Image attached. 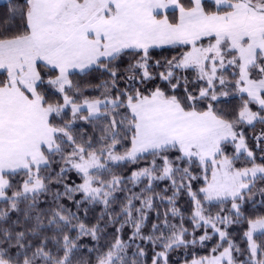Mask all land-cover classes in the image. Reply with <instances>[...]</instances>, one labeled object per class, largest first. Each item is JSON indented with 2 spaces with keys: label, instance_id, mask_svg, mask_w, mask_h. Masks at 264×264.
<instances>
[{
  "label": "snow or ice",
  "instance_id": "6c2138e0",
  "mask_svg": "<svg viewBox=\"0 0 264 264\" xmlns=\"http://www.w3.org/2000/svg\"><path fill=\"white\" fill-rule=\"evenodd\" d=\"M165 46L180 51L153 64L151 50ZM92 73L106 79L90 97L73 77ZM230 95L239 100L231 115L218 106ZM257 123L264 0H8L0 11V264H73L85 237L94 264H147L146 246L151 264H169L170 253L217 237L208 254L193 251L183 264H264V130L253 136L259 157L245 132ZM142 160L130 176L113 171ZM71 172L79 183H68ZM184 193L187 217L177 206ZM245 221L241 249L229 230ZM109 227L115 234L101 244Z\"/></svg>",
  "mask_w": 264,
  "mask_h": 264
},
{
  "label": "trees",
  "instance_id": "16d2710c",
  "mask_svg": "<svg viewBox=\"0 0 264 264\" xmlns=\"http://www.w3.org/2000/svg\"><path fill=\"white\" fill-rule=\"evenodd\" d=\"M8 3V0L0 3V11H3L4 6H6ZM173 13L170 11L169 12V16L170 18L172 17ZM152 54H153V59H152V63L154 64L156 60H160L162 63L166 60V59H170L173 55H176L178 51H180V49L177 48H171V47H162V48H158V49H153L151 50ZM131 59L130 56H125L120 64V69L121 72H123V69L127 66V63L129 62V60ZM162 69H153L154 72H159ZM189 77H191L193 74L191 72L186 73ZM183 75V74H180ZM102 79H106V77H102L99 73H92L91 75L87 76V77H81V76H74L73 80L74 81H78L81 85L82 88H85V95L88 96H99L100 95V91H95L94 86L96 84H98L100 82V80ZM122 86V85H121ZM191 87V86H190ZM198 90V87H197ZM179 94H183V89H180ZM222 100H228V103L226 104H221L218 105L219 107H223L228 113L229 115H231L234 110H236L238 108L239 105V100L237 98H235L234 96H229L227 98L222 97ZM253 110H256V106L253 105L252 106ZM81 124L83 122H80ZM85 127L88 129L89 132H91V125H85ZM262 130H264V125H261L259 123L255 124V127H245V132L246 135L248 137V144L250 148L256 149V144L255 141L253 139L254 133L255 134H259ZM122 151V149H121ZM229 154L232 153V148L229 146L228 148ZM256 155L257 157H259L260 153L259 150L256 149ZM151 158L149 157V160ZM257 162H260L259 159ZM147 161H140L138 164H126L123 165L121 167H114L113 171L118 174V175H123L125 177L130 176L131 171L133 169L136 168H140V167H144L146 165ZM244 166V162L243 159H241V161L237 162V167H243ZM57 170H58V166H57ZM193 171H198V169H193ZM107 178V177H106ZM21 180V177H16L15 181H14V187L16 186V183L19 182ZM72 181H76L77 183H79V178L76 176V174L74 172L69 173V179H68V183H72ZM144 183L146 184L147 181H144ZM169 182L168 181H163V182H157V186L155 187L154 191L155 192H161L166 186H168ZM260 186H264V185H260ZM129 187H131V185H129ZM140 187H143V185H140L136 188L133 189V191L135 192H139L140 191ZM200 187L199 184H194V190H198V188ZM56 186H53V191H55ZM62 191V188H61ZM255 191V190H254ZM168 195H171V191L168 192ZM81 197L79 195H77L76 199H80ZM124 198V194L121 193L119 200L117 202H115V204L113 205L116 209V211H119V206H120V202L123 200ZM41 199L43 200L44 197L42 196ZM202 199V198H201ZM257 200L260 199L259 196L256 197ZM64 203L68 204V201H64ZM138 204V202H137ZM43 207H47V205H42ZM71 207V205H69ZM177 206L181 209V211L183 212V214L185 215V217H187L188 215H190L191 213V201L190 198L187 196L186 193L182 194L177 201ZM230 203L225 204V205H219L216 204L211 208V212L214 214L215 212L219 211V209L221 207L227 209L230 208ZM0 207H4L3 205H0ZM157 207L160 211L161 214H163L165 208L167 207V205H161L159 201H157ZM73 211H75V208H72ZM103 210V206L102 205H97L95 206L94 209L89 211L88 217H87V221L89 224H93L96 223V219L97 217L101 214ZM246 216L251 215L252 214V206L248 205L246 206ZM12 218L15 219L16 218V214L13 213L11 214ZM155 217H156V210L154 209L153 212L150 214V218L148 221V225L147 227L144 229V232L147 233L150 230L151 227V223L155 221ZM81 218L83 219V210H81ZM105 219H107V217H105ZM173 223H179V218H177L176 220L172 221ZM103 221L101 222V224L103 225ZM186 226L189 227L190 229V225L188 224L187 221H185ZM119 226V225H116ZM247 224L246 221L240 225H236L232 228H230V233H231V238L235 241V243L241 248V249H245L247 247V243L246 240L243 239V232L246 229ZM131 228L130 227H125L124 231H123V236L125 239L128 238V236L131 234ZM203 231V230H201ZM49 235H51V233H48ZM115 234V227H109L107 229V234L105 236V239L102 240L100 243L101 244H107L108 242H110L113 238ZM200 234V232L197 233V236ZM73 236H75V233H72ZM259 243H264V239L261 238H257ZM218 241V237L213 239L211 242L208 243L207 247H200L199 245L196 246L195 249L189 248L188 252H185L183 249H179L177 251H174L172 253H170V261L169 264H183V260L185 258L187 259H191V254L193 253V251L195 252L196 255H206L208 254V252L210 251L211 247H213ZM85 247L83 249H81L79 252H77V254L73 257V264H77V261H90V264H94L95 262V253L92 254L91 257H89L87 249L89 247H92V243L90 242V238L89 237H85L82 238L81 241ZM51 246V245H50ZM226 246V245H225ZM149 249L148 252V258H147V264H151V256H152V251L150 246H146ZM238 259H243V257H239Z\"/></svg>",
  "mask_w": 264,
  "mask_h": 264
},
{
  "label": "crops",
  "instance_id": "0c3cea01",
  "mask_svg": "<svg viewBox=\"0 0 264 264\" xmlns=\"http://www.w3.org/2000/svg\"><path fill=\"white\" fill-rule=\"evenodd\" d=\"M5 1H7V0H0V3H3V2H5Z\"/></svg>",
  "mask_w": 264,
  "mask_h": 264
}]
</instances>
